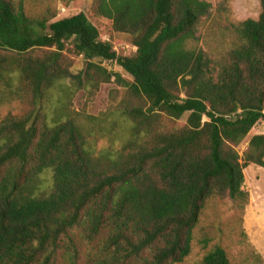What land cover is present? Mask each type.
Listing matches in <instances>:
<instances>
[{"label": "trees", "instance_id": "trees-1", "mask_svg": "<svg viewBox=\"0 0 264 264\" xmlns=\"http://www.w3.org/2000/svg\"><path fill=\"white\" fill-rule=\"evenodd\" d=\"M260 5L257 19L234 26L237 41L214 73L206 52L188 46L206 0H93V16L132 36L133 55L101 39L85 12L53 21L28 15L24 0H0V84L31 103L0 121V264H181L209 198L244 210V168L264 167V133L243 156L236 148L264 119ZM64 51L84 57L87 81L92 71L114 76L140 101L121 111L130 127L114 153L94 156L75 121L50 111L51 93L73 76ZM185 114L183 126H168ZM48 170L49 189L35 190L42 179L32 188ZM89 247L96 257H84ZM201 264L232 262L215 245Z\"/></svg>", "mask_w": 264, "mask_h": 264}, {"label": "rangeland", "instance_id": "rangeland-1", "mask_svg": "<svg viewBox=\"0 0 264 264\" xmlns=\"http://www.w3.org/2000/svg\"><path fill=\"white\" fill-rule=\"evenodd\" d=\"M211 4L210 13L197 24V40L188 46L203 49L211 58V66L216 73L219 63L237 41L234 26L247 18L257 19L261 12L260 0H206ZM93 0H24L28 15L38 17L55 16L52 20L85 12L99 27L100 38L110 41L120 55H133L136 47L132 36L113 29L112 21L92 15ZM52 50L54 48H48ZM65 63L73 76L84 73L87 62L82 55L64 51ZM99 61V60H98ZM97 61V63H99ZM101 65L109 71L119 72L132 81L116 62L103 61ZM81 81L73 76L50 95L52 114L64 113L80 127L86 146L94 156L114 153L121 148L128 136L130 123L120 116L124 108L139 104L140 101L128 95V87L114 80L104 81L98 72L92 71V79ZM31 109L30 99L12 92L0 84V121L7 115H21ZM188 114L178 120H170L168 126L180 127L186 123ZM264 133V119L259 120L248 135L237 145L241 156L248 148L254 134ZM51 171L32 177L35 190L46 192L51 184ZM244 188L249 200L244 210L230 197L209 198L193 230L190 254L181 264H201L204 255L215 245L222 246L232 264H264V167L251 163L244 168ZM84 257H96L98 249L85 248Z\"/></svg>", "mask_w": 264, "mask_h": 264}]
</instances>
